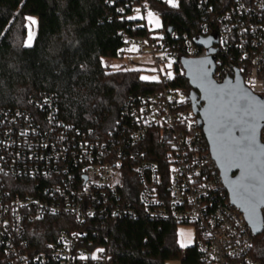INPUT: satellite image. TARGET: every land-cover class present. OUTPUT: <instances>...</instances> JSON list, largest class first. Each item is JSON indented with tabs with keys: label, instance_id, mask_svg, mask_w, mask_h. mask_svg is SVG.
<instances>
[{
	"label": "built area",
	"instance_id": "obj_1",
	"mask_svg": "<svg viewBox=\"0 0 264 264\" xmlns=\"http://www.w3.org/2000/svg\"><path fill=\"white\" fill-rule=\"evenodd\" d=\"M152 2L172 9L193 2L198 24L190 32L148 30L147 10L159 16ZM125 9L146 29L123 36L117 59H126L124 71H132L133 57L147 58L161 76L154 82L160 88L128 98L107 136L63 122L53 93L30 97L26 108L0 107V258L8 264H110L102 243L111 223L145 216L192 225L201 264H264L257 236L229 203L191 105L160 70L214 57L215 83L238 74L264 98V0H132ZM214 36L209 54L198 42ZM132 177L133 199L126 188ZM49 217L61 219L53 240L32 241L33 224Z\"/></svg>",
	"mask_w": 264,
	"mask_h": 264
},
{
	"label": "trees",
	"instance_id": "obj_2",
	"mask_svg": "<svg viewBox=\"0 0 264 264\" xmlns=\"http://www.w3.org/2000/svg\"><path fill=\"white\" fill-rule=\"evenodd\" d=\"M132 0H0V107L26 108L30 97L55 94L58 116L80 131L107 136L120 118L126 100L160 88L140 80L139 72H109L105 59H116L124 35H140L145 26L127 17ZM123 8L125 12L119 13ZM161 28L190 32L198 24L197 7L183 3L177 9L152 2ZM37 18L31 47H25V18ZM18 35V36H17ZM17 37V38H16ZM168 86L184 92L190 108V87L179 64H174ZM128 196L135 198L137 184L127 180ZM60 218L33 224L32 241L43 244L60 230ZM175 225L145 216L111 223L102 243L110 264H201L195 244L182 250L175 240ZM264 256V232L255 238ZM0 264H8L0 258Z\"/></svg>",
	"mask_w": 264,
	"mask_h": 264
},
{
	"label": "water",
	"instance_id": "obj_3",
	"mask_svg": "<svg viewBox=\"0 0 264 264\" xmlns=\"http://www.w3.org/2000/svg\"><path fill=\"white\" fill-rule=\"evenodd\" d=\"M169 30L168 32H170ZM211 37L199 45L208 49ZM180 67L190 87L189 102L197 117L208 148L227 192L229 203L243 216L253 236L264 232V98L246 88L241 77L218 84L212 79L214 57L183 59ZM251 103L256 108L254 156H247L249 135L241 109Z\"/></svg>",
	"mask_w": 264,
	"mask_h": 264
},
{
	"label": "rangeland",
	"instance_id": "obj_4",
	"mask_svg": "<svg viewBox=\"0 0 264 264\" xmlns=\"http://www.w3.org/2000/svg\"><path fill=\"white\" fill-rule=\"evenodd\" d=\"M149 13L152 15L149 16ZM134 18H140L141 15L137 14L133 16ZM145 26L148 30H159L161 29V18L154 14L152 11L147 10L145 13ZM37 32V18L35 16H27L25 18V35H24V46L31 47L34 43V39ZM18 36V35H17ZM17 38V37H16ZM132 60L136 64L134 66V70L139 72L140 80L144 82H159L161 80V76L158 74V71L155 67L152 66L150 61L147 58L141 57H133ZM126 59H105L103 60V65L109 72L124 70L123 66L126 63ZM169 65H171L169 67ZM173 67L172 63H169L165 66L160 67L163 76L169 78V73L171 74V78L173 77ZM165 69H167V73H165ZM179 96L180 100L185 99L184 92H181ZM61 225V224H60ZM175 240L178 246L184 250L187 247H190L196 242L195 228L192 225H175ZM164 264H181L180 260H170L165 262Z\"/></svg>",
	"mask_w": 264,
	"mask_h": 264
},
{
	"label": "snow or ice",
	"instance_id": "obj_5",
	"mask_svg": "<svg viewBox=\"0 0 264 264\" xmlns=\"http://www.w3.org/2000/svg\"><path fill=\"white\" fill-rule=\"evenodd\" d=\"M173 6L175 7L176 5L173 3ZM152 14L149 13V16H151ZM171 65H169L170 67ZM169 78H171V74L169 73ZM256 108L254 105H252L251 103H247L242 109L241 112L243 113L244 117H249L251 119H245V127L249 132V135L247 137V141H248V148H247V152L246 155L247 156H254L255 153L253 151V145L255 144V134H256V124H255V120H256V115H254L256 113ZM102 251V250H100Z\"/></svg>",
	"mask_w": 264,
	"mask_h": 264
}]
</instances>
